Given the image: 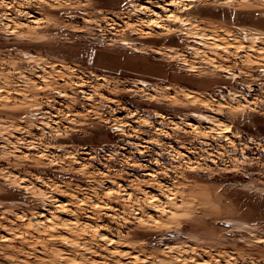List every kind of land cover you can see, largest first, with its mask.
I'll list each match as a JSON object with an SVG mask.
<instances>
[{
  "label": "rangeland",
  "instance_id": "1",
  "mask_svg": "<svg viewBox=\"0 0 264 264\" xmlns=\"http://www.w3.org/2000/svg\"><path fill=\"white\" fill-rule=\"evenodd\" d=\"M0 264H264V0H0Z\"/></svg>",
  "mask_w": 264,
  "mask_h": 264
},
{
  "label": "bare ground",
  "instance_id": "2",
  "mask_svg": "<svg viewBox=\"0 0 264 264\" xmlns=\"http://www.w3.org/2000/svg\"><path fill=\"white\" fill-rule=\"evenodd\" d=\"M176 19H178L177 17H176ZM176 19H174V20H176ZM180 22H182L181 20H180ZM246 32V31H245ZM186 34V33H185ZM196 37H198L197 35H196ZM257 37V36H256ZM254 40H256V39H258V38H254V37H252ZM251 38V35L249 36V33L248 32H246V33H244L243 34V36L241 37V41H247L246 43H249L248 41H250V39H252ZM253 39H252V41L251 42H255V41H253ZM260 39V38H259ZM251 45V44H250ZM133 50H134V48H132ZM32 59H34V58H32ZM112 62L114 61L113 59H110ZM31 62V61H30ZM112 62H110V63H112ZM115 62V61H114ZM113 62V63H114ZM113 67V66H112ZM107 68V67H106ZM151 72H153V71H151ZM140 83H142L140 80H138ZM145 81V80H144ZM117 130V129H116Z\"/></svg>",
  "mask_w": 264,
  "mask_h": 264
}]
</instances>
